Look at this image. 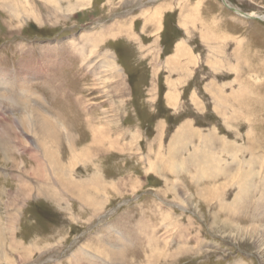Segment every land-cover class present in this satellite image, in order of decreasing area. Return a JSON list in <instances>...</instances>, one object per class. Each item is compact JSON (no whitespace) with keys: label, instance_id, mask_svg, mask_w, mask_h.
I'll return each mask as SVG.
<instances>
[{"label":"rangeland","instance_id":"obj_1","mask_svg":"<svg viewBox=\"0 0 264 264\" xmlns=\"http://www.w3.org/2000/svg\"><path fill=\"white\" fill-rule=\"evenodd\" d=\"M10 1L0 264H264V0Z\"/></svg>","mask_w":264,"mask_h":264},{"label":"bare ground","instance_id":"obj_2","mask_svg":"<svg viewBox=\"0 0 264 264\" xmlns=\"http://www.w3.org/2000/svg\"><path fill=\"white\" fill-rule=\"evenodd\" d=\"M10 1V0H9ZM226 1V0H225ZM9 3H12L11 1L9 2ZM18 7V6H17ZM163 7V6H162ZM241 14H244V13H241ZM161 16V13L160 12H156V18L157 17H160ZM244 16V15H243ZM245 16L246 17H252V16H254V17H261V16H259L258 14H254V13H250V14H245ZM177 48H179V51L177 50L176 51V57H179V54L182 52V50H184V49H182V45L180 44V45H178V47ZM111 67V66H110ZM26 71V70H25ZM3 73V72H2ZM2 73H0V79H1V77L3 76V74ZM2 80L3 79H1L0 80V94L2 93V91H3V89H4V87H3V85L4 84H7V80H4V84H3V82H2ZM9 83V82H8ZM26 89V88H25ZM24 92H29V90H24ZM26 94V93H25ZM168 95V103L170 104V105H175L176 104V100H177V94L176 93H173V91L172 90H170L169 91V93L167 94ZM24 99V98H23ZM20 102V101H19ZM34 107H36L35 105H34ZM38 107H36V109H32L33 111H34V119L33 120H30V123H31V127H32V130H33V128H34V130L33 131H35L36 132V134H39V133H43L44 135H45V137H53L54 139H55V142L57 143V140L59 139L60 140V138H61V131H59L58 130V126H57V123H54L53 122V120H50L49 118V116L47 115V114H45V113H47V111L44 113V114H42V113H40V111H39V109H37ZM31 110V111H32ZM30 113V112H29ZM40 114H42L41 116H40ZM31 117H33L32 116V113L30 114V118ZM49 117V118H48ZM29 118V119H30ZM24 123V122H23ZM26 124V123H25ZM29 127V126H28ZM59 127H60V125H59ZM62 127H64V132H65V134L67 135V137H68V139H70V141H71V144H72V148L73 147H76V142H75V135H73L74 133L72 132V130L70 129V128H68L67 127V125L64 123V124H61V127L60 128H62ZM69 127H71L70 125H69ZM94 130H96V133H94V135L96 136V141L98 140L99 141V139L100 138H105V135H106V137H107V134H106V132H104L103 131V128L101 127V126H98V128H96V127H94L93 128ZM30 130H31V128H30ZM108 131V130H107ZM196 131V130H195ZM94 132V131H93ZM77 133V132H76ZM200 133H201V131H200ZM98 134V135H97ZM205 136H208V135H206L205 134ZM92 137V136H91ZM98 137V138H97ZM44 139V138H43ZM1 140H2V138H1ZM52 141V140H51ZM209 141V140H208ZM0 143H2V141L0 142ZM4 143V142H3ZM2 143V144H3ZM42 143H43V147H44V152L46 153V151H48V152H51L50 150H51V147L49 148L45 143V141L43 140L42 141ZM52 143V142H51ZM68 144V143H67ZM3 145H5V144H3ZM49 145V144H48ZM51 145V144H50ZM71 147V146H70ZM54 148V147H53ZM55 149V148H54ZM46 150V151H45ZM0 151H1V146H0ZM55 151V150H54ZM48 154H50V153H48ZM55 157V159L53 158L52 159V161L54 162H56L57 161V157L56 156H54ZM9 159V158H8ZM57 166H59V165H57ZM65 166V165H64ZM63 166V167H64ZM60 169V168H59ZM66 170V169H65ZM64 170V168H61L60 169V171H59V175L60 176H62V178L63 179H65V180H63V181H61L62 182V184L63 185H67V186H70V187H78L79 185H80V180L78 179L79 178V176H78V178H74V176H72V178L75 180V181H72L71 182V180H69L68 178H67V176L66 175H64V174H66V172H64L65 171ZM70 171V170H69ZM65 177H64V176ZM72 175V174H71ZM244 175H246V174H244ZM243 175V176H244ZM248 177H246L245 179H247ZM89 180H88V183H86L85 182V184H81V187L84 189V187H91L92 189H95L94 188V186L96 187V186H99L98 185V180H95V179H93L92 177L90 178H88ZM244 179V180H245ZM61 180V179H60ZM243 180V179H242ZM78 182H80V183H78ZM241 182V181H240ZM248 182V181H247ZM90 183L93 185V187H92V185H90ZM85 185V186H84ZM248 185V186H247ZM242 186H244V187H242ZM242 186H241V183H240V189H241V192H240V195H239V197H241L242 195H245V194H247L246 193V190L248 189V187H249V184H245V182H244V185L242 184ZM82 188H81V191H82ZM68 189V188H67ZM98 189V188H97ZM78 192V191H77ZM80 195V194H79ZM249 195V194H248ZM84 199H86V197L88 198V196L84 193ZM244 197V196H243ZM95 198V197H94ZM95 199H97V198H95ZM95 201V200H94ZM113 229H115V231L117 230L116 229V227H114L113 226ZM114 231V232H115ZM118 231V230H117ZM116 231V232H117ZM258 243H260V242H258ZM121 246V245H120ZM109 247H110V245H109ZM117 247V246H116ZM109 249H112V248H109ZM101 253H103L104 255H106L107 256V258L109 259V260H111V262L112 263H115L116 261H120V262H123L124 261V257L125 256H122V254L123 253H121V250H119V249H117V248H115V249H113L112 251L111 250H103ZM104 255H102V257L104 256ZM97 256V255H96ZM98 256H100V255H98ZM115 256H116V258H115ZM120 256V257H119ZM101 258V257H100ZM97 259V258H96ZM116 263H119V262H116Z\"/></svg>","mask_w":264,"mask_h":264},{"label":"water","instance_id":"obj_3","mask_svg":"<svg viewBox=\"0 0 264 264\" xmlns=\"http://www.w3.org/2000/svg\"><path fill=\"white\" fill-rule=\"evenodd\" d=\"M229 7H231V8H233L235 11L237 10L239 13H240V10H238V9H236V7H232V6H230V5H228ZM245 15V14H244ZM250 18H254V16H252V17H250ZM256 18H259L260 19V17H256Z\"/></svg>","mask_w":264,"mask_h":264}]
</instances>
